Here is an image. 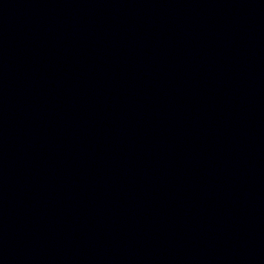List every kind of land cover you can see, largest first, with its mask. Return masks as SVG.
<instances>
[{
	"label": "water",
	"instance_id": "1",
	"mask_svg": "<svg viewBox=\"0 0 264 264\" xmlns=\"http://www.w3.org/2000/svg\"><path fill=\"white\" fill-rule=\"evenodd\" d=\"M0 264H264V0H0Z\"/></svg>",
	"mask_w": 264,
	"mask_h": 264
}]
</instances>
